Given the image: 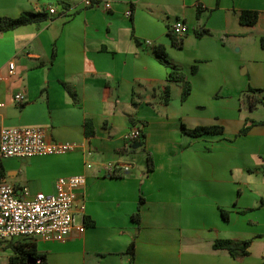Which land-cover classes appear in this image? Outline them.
<instances>
[{"label":"crops","instance_id":"crops-1","mask_svg":"<svg viewBox=\"0 0 264 264\" xmlns=\"http://www.w3.org/2000/svg\"><path fill=\"white\" fill-rule=\"evenodd\" d=\"M91 1L0 0V17L47 15L0 33L2 126L75 145L63 155L3 159L0 177L21 198L54 194L60 177L85 179L74 207L84 232L32 239L37 252L47 264H264V0ZM246 10L258 13L252 26L239 22ZM179 19L190 32L175 46L170 27ZM159 48L191 84L184 101L179 82L164 101L170 70ZM252 95L261 102L250 106ZM246 121L255 124L239 135ZM181 125L223 131L191 137ZM133 127L141 137L127 142ZM120 163L131 166L107 170ZM219 239L250 240L248 254L215 249ZM11 255L3 243L0 262Z\"/></svg>","mask_w":264,"mask_h":264},{"label":"built area","instance_id":"built-area-1","mask_svg":"<svg viewBox=\"0 0 264 264\" xmlns=\"http://www.w3.org/2000/svg\"><path fill=\"white\" fill-rule=\"evenodd\" d=\"M85 7L93 5L91 0H83ZM105 9L110 4H104ZM47 13H56L54 6L47 8ZM130 17L131 11L125 12ZM176 39H181L190 32L189 25L183 20H176L170 27ZM7 72L12 75L15 70L13 61L7 63ZM3 77L0 76V83ZM18 104L24 102V96L17 93L13 97ZM264 104V100H263ZM4 103L0 100V109ZM141 137L138 127H133L124 135V139L134 141ZM75 149L70 143H59L46 139L43 130L38 128H7L0 121V161L6 158H31L35 156L63 155ZM128 171L129 163L109 164L107 170ZM90 167V165H87ZM85 182L83 176L60 177L55 181L54 194L37 193L30 198H21L14 186L0 177V247L3 243L16 239H35L43 241L64 242L72 231L83 233L85 226L77 223L75 214L76 189ZM83 210V206L80 207ZM0 264H2L0 262Z\"/></svg>","mask_w":264,"mask_h":264},{"label":"trees","instance_id":"trees-1","mask_svg":"<svg viewBox=\"0 0 264 264\" xmlns=\"http://www.w3.org/2000/svg\"><path fill=\"white\" fill-rule=\"evenodd\" d=\"M63 6L66 5L63 3ZM66 8V7H65ZM198 11V10H197ZM198 13V12H197ZM47 19V15L44 12H22L18 17H0V33L13 30L19 26L33 24L42 22ZM258 13L256 11H242L239 14V22L242 25L252 26L257 22ZM194 34L196 36H203L208 34L207 30L201 32L195 30ZM173 45H180L175 38L172 37ZM260 46L264 49V37L260 38ZM157 57L159 60L166 65L170 72L168 76V84L164 87V101H168L170 97V86L171 82H179L182 87L181 91V100H186L191 93V84L181 71V69L175 64L171 63L163 49L159 48L156 51ZM251 93H261V90L258 89H249ZM250 106L253 104L260 103V99L256 96H249ZM264 123V121H263ZM255 124L253 121H246L243 127L239 131V135H244L248 132L250 127ZM88 126V124H87ZM181 131L184 134H187L191 137H199L204 134H221L222 128L218 126H199L193 129H188L184 125H181ZM153 160L149 153H147V171L150 172L153 170ZM140 206V205H139ZM132 215V220L137 224L140 221L139 209ZM223 218L227 219V214L222 212ZM250 240L239 241V240H228V239H219L216 240L213 244L215 249H226L232 257L238 258L243 257L248 254V248L250 246ZM9 247L12 251V255L9 257L8 264H47L46 257L37 252L35 244L29 239H18L15 241H9ZM127 253L133 255L134 253V241H132L127 249Z\"/></svg>","mask_w":264,"mask_h":264},{"label":"rangeland","instance_id":"rangeland-1","mask_svg":"<svg viewBox=\"0 0 264 264\" xmlns=\"http://www.w3.org/2000/svg\"><path fill=\"white\" fill-rule=\"evenodd\" d=\"M50 1H52V0H50ZM140 153V152H139ZM143 156L141 157V158H138V160H136V166H139L140 164H141V161L143 162ZM140 159V160H139ZM16 240H18V239H16Z\"/></svg>","mask_w":264,"mask_h":264}]
</instances>
